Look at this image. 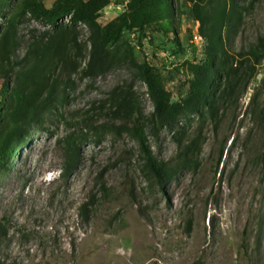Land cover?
<instances>
[{
	"label": "rangeland",
	"instance_id": "374dc122",
	"mask_svg": "<svg viewBox=\"0 0 264 264\" xmlns=\"http://www.w3.org/2000/svg\"><path fill=\"white\" fill-rule=\"evenodd\" d=\"M86 1L0 0V135L19 89L51 92L0 172V264H264V60L247 92L219 103L213 118L159 127L133 62L146 59L177 102L188 63L205 59L200 24L184 0H111L91 27L74 13ZM51 9L59 15L49 22L43 10ZM95 32L114 38L88 75ZM222 33L235 60L254 48L264 38V0H238ZM38 53L45 71L39 65L33 77ZM122 98L138 105L158 161L191 145L190 161L163 189L111 116ZM253 102L262 111L255 119ZM69 147L80 159L63 176Z\"/></svg>",
	"mask_w": 264,
	"mask_h": 264
},
{
	"label": "trees",
	"instance_id": "16d2710c",
	"mask_svg": "<svg viewBox=\"0 0 264 264\" xmlns=\"http://www.w3.org/2000/svg\"><path fill=\"white\" fill-rule=\"evenodd\" d=\"M163 2L170 3L166 0ZM110 4L111 0H88L74 10L75 18L93 27L97 13ZM183 4L189 17L200 24L199 36L205 39L207 45L205 59L202 62L188 63L191 77L181 85L178 101H172V94L155 78L153 69L146 59L133 62L134 76L146 86L147 95L152 103V120L157 126L170 129H174L182 116L189 117L196 114L202 118L208 114L213 118L219 103L224 100L226 102L230 99L237 100L239 95L247 92L248 84L255 78L258 66L264 60V38L259 39L258 44L247 53L239 54L237 60L227 56L223 48L222 31L231 12L237 9L238 0H184ZM43 13L49 22L56 20L59 15L54 9L43 10ZM11 23L10 33L13 32L14 27L13 21ZM139 27L142 30V23ZM113 38V33L102 36L99 32H95L92 35L89 62L84 73L91 75L102 68L105 48ZM46 51L49 53L51 48ZM39 54H36V61L32 67L33 77L39 65L40 73L45 71L41 65L44 57ZM5 55H8V50ZM219 67L221 71L216 73ZM42 86L45 88L46 85ZM16 94L15 104L9 113L10 124L0 135V172L8 166L15 149L22 143L27 129L34 124L35 117L45 110L51 99V92L48 91L45 97L40 98V94L28 87L19 89ZM253 106L251 114L255 119L256 112L260 114L262 111H258L255 102ZM202 109H205L206 114ZM111 116L113 120L121 122L129 136L138 144L148 175L162 189L190 161L191 145L180 146L175 160L160 162L155 158L145 133L147 121L139 115V107L132 99L122 98L111 111ZM257 119L261 120V116ZM178 136L180 133L176 132L174 137ZM79 159V152L75 148L69 147L66 150L63 176L76 168Z\"/></svg>",
	"mask_w": 264,
	"mask_h": 264
},
{
	"label": "built area",
	"instance_id": "2783aa9c",
	"mask_svg": "<svg viewBox=\"0 0 264 264\" xmlns=\"http://www.w3.org/2000/svg\"><path fill=\"white\" fill-rule=\"evenodd\" d=\"M64 21L68 22V18L65 17V18H64ZM199 38H201V37L199 36Z\"/></svg>",
	"mask_w": 264,
	"mask_h": 264
}]
</instances>
